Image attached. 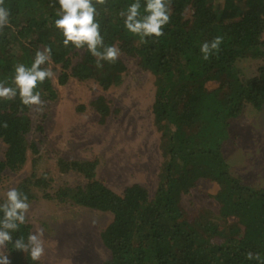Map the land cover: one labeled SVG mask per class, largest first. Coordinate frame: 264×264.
<instances>
[{"label":"trees","instance_id":"1","mask_svg":"<svg viewBox=\"0 0 264 264\" xmlns=\"http://www.w3.org/2000/svg\"><path fill=\"white\" fill-rule=\"evenodd\" d=\"M134 2L96 4L93 0L105 45H117L154 75L152 111L163 155L154 194L140 183L126 186L121 193L114 191L96 177L97 160L89 159L57 161L61 171L82 174L87 180L83 186L66 185L51 193L52 179L43 173L25 177L16 188L27 194L28 202L36 197L38 187L46 198L111 212L112 220L101 232L110 257L102 264H261L264 187H252L234 176L223 147L232 118L249 106L264 111V0H171V22L164 27V35L146 37V42L128 32L120 16ZM140 3L145 15L146 0ZM5 7L11 12L10 24L0 31V81H6V86L15 87L14 66L30 67L36 51L45 46L52 48L51 64L61 67V84L70 77L95 80L104 89L121 83L127 70L121 57L97 67L86 46H64L63 33L55 27L60 18L58 0H5ZM218 35L223 36L219 52L204 60L201 44ZM74 56H79L75 62ZM245 58L260 60L256 75L249 79L241 77L238 66ZM209 81H216V87L209 88ZM39 90L44 98L58 97L51 79ZM90 104L101 113L102 121L111 113L103 96ZM30 110L19 95L11 101L0 99V140L6 145L0 159V183L6 169L19 170L29 151L38 152L30 138ZM200 179L218 185L213 195L218 211L204 207L186 211L183 195ZM4 202L0 197V204ZM3 215L0 212V219ZM29 233L28 222L11 233L13 243L6 246L10 264L37 263L14 248L21 236L27 243ZM249 252L259 254L261 260L247 259Z\"/></svg>","mask_w":264,"mask_h":264},{"label":"rangeland","instance_id":"2","mask_svg":"<svg viewBox=\"0 0 264 264\" xmlns=\"http://www.w3.org/2000/svg\"><path fill=\"white\" fill-rule=\"evenodd\" d=\"M82 52V50L80 51ZM127 66L122 81L104 89L95 80L70 77L59 82L60 66L51 64L55 72L52 84L58 92L55 99L46 101L43 112L31 107L33 131L30 138L38 145V152H28L25 164L17 171L6 169L0 183V197L16 187L25 177L47 173L51 177L49 191L54 193L66 185H85L86 178L77 171L63 172L59 158L65 160H97L96 177L114 191L121 193L126 186L140 183L151 196L154 194L163 159L160 132L154 125L152 105L155 95L154 75L143 70L136 58L120 56ZM79 56H74L77 61ZM260 60L245 58L238 62L241 77L256 75ZM209 81V88L216 87ZM105 97L111 113L102 121L101 113L90 102ZM40 127V128H39ZM6 145L0 140V159ZM224 155L231 173L252 187H264V111L247 107L230 120L229 136L224 143ZM218 185L200 179L182 203L189 213L201 208L219 210L214 198ZM36 197L27 216L31 233L44 230L45 254L36 264H102L110 257V250L101 238L102 230L111 222L112 213L61 202L44 196L34 188ZM8 259L7 248L3 249Z\"/></svg>","mask_w":264,"mask_h":264},{"label":"clouds","instance_id":"3","mask_svg":"<svg viewBox=\"0 0 264 264\" xmlns=\"http://www.w3.org/2000/svg\"><path fill=\"white\" fill-rule=\"evenodd\" d=\"M58 2L60 11L57 14L60 18L55 20V27L63 33L64 46L68 47L71 44L77 49L86 46L87 51L96 58L97 67H103L102 61L115 63L122 54L121 49L115 44L105 45L101 26L96 20L98 12L93 0H58ZM95 3L105 4L106 0H95ZM140 9V0H135L126 10L120 11V16L124 18L125 29L140 36L141 42H146V37L163 36L164 27L171 22V0H146L145 15H141ZM10 15V9L5 7V0H0V31L10 24ZM222 43L223 36L219 35L212 41L203 42L200 46L203 59L209 60L214 51L218 53ZM51 56V46H45L42 50L36 51L30 67L23 63L16 64L13 78L15 87L6 86V81H0V99L11 101L19 95L23 105L30 108L36 106V111L43 112L46 101L41 98L39 86L46 79L54 81L56 75L51 67ZM46 64L49 66L42 67ZM3 126L7 128V122ZM30 208L27 194L16 187L6 192V200L0 204V212L4 214L0 219V264H10L3 249L8 243H13L11 233L28 222ZM14 248L28 253L31 260L39 261L45 254L44 230L37 228L36 232L29 233L27 243L21 236L15 240ZM247 259L261 260V256L249 252ZM261 264H264V261H261Z\"/></svg>","mask_w":264,"mask_h":264}]
</instances>
